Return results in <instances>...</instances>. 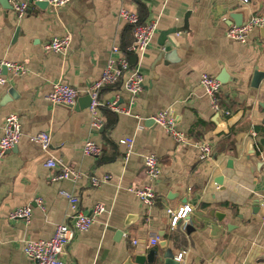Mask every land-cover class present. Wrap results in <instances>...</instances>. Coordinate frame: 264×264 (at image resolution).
Wrapping results in <instances>:
<instances>
[{
  "label": "crops",
  "instance_id": "crops-1",
  "mask_svg": "<svg viewBox=\"0 0 264 264\" xmlns=\"http://www.w3.org/2000/svg\"><path fill=\"white\" fill-rule=\"evenodd\" d=\"M3 1L0 62L25 71L14 75L7 70L0 86V135L10 114L18 116L22 132L18 145L0 159V264H34L24 255V244L47 240L57 225L71 222L60 191L77 195L84 214L98 204L105 208L88 231L66 246L65 264H124L150 251L155 253L151 264H165L166 249L177 264H264V164L257 169L248 154L251 143L264 162V79L252 86L254 72L264 73V36L255 29L245 44L225 36L231 26L262 13L264 0H70L59 8L34 5L19 21ZM122 8L157 25L140 60L144 88L133 101L120 84L104 88L100 100L115 103L119 112L101 108L104 124L95 130L86 91L99 78L111 49L118 47L130 66L136 65L129 51L132 29L118 18ZM182 27L189 34L165 36ZM64 36L71 39L65 52H44V44ZM166 37L174 48L164 42ZM222 72L227 79L220 100L228 117L212 112L199 84L202 74L218 78ZM57 82L79 91L73 105L46 100ZM161 112L184 131L185 143H176L150 120ZM40 132L50 136L47 152L29 140ZM230 135L233 143L225 146ZM125 139L134 142L128 158L120 143ZM87 141L101 147L98 158L83 155ZM200 142L214 147L212 158L203 163L197 160ZM148 155H155L160 167L154 182L143 164ZM49 157L81 178L52 182L57 171L45 166ZM105 177L99 186L91 185V178ZM147 186L154 191L149 207L128 191ZM18 207L32 209L29 223L9 219ZM185 207L191 212L172 228L167 210Z\"/></svg>",
  "mask_w": 264,
  "mask_h": 264
},
{
  "label": "built area",
  "instance_id": "built-area-1",
  "mask_svg": "<svg viewBox=\"0 0 264 264\" xmlns=\"http://www.w3.org/2000/svg\"><path fill=\"white\" fill-rule=\"evenodd\" d=\"M13 15L17 21L21 20L28 11V3L32 2H47L52 8L66 6L70 0H7ZM242 3H248V0H240ZM118 18L127 23L133 33L134 43L130 48V52L136 56V65L131 67L126 57L120 53L118 47L114 46L111 49V57L103 68L99 78L95 80L87 89L86 94L89 97L90 103L88 111L91 118V126L95 130L103 127L104 121L100 115V110L107 107L113 112H119L115 103L105 105L100 100V93L106 87H111L120 84L127 92L133 101L138 97L144 86V79L139 70L140 60L145 51L148 49L152 38L156 33V22L141 21L137 13L127 9L118 11ZM264 28V11L260 14L251 16L246 22L241 25H233L226 31V38L232 42L245 44L250 33L255 29ZM70 37L64 36L61 38H53L51 41L43 45L44 52L63 53L70 46ZM2 66L11 71L14 75L24 74V67L21 65L0 62V86L6 83V77L2 74ZM199 84L209 99L210 107L215 115L228 117L230 111L224 109L220 100L221 83L215 78L207 74H202L199 79ZM79 91L63 82H57L52 86L51 92L47 95L46 100L52 105L71 106L75 103ZM157 126L162 128L164 132L170 136L176 143L183 144L186 140L184 131L176 127L175 121L167 114L161 112L150 117ZM252 137H256L252 133ZM22 138L19 118L15 114L8 115L3 122L2 134L0 135V159L4 154L18 145ZM31 142L37 143L43 152L49 151L50 136L48 133L40 132L29 137ZM126 146L125 156L128 158L133 148V140L125 139L121 141ZM197 160L201 163L210 160L213 156L214 147L210 142H200L196 144ZM259 152L258 149H256ZM84 156L98 158L101 153V147L91 141H87L82 148ZM143 164L146 169V175L151 182L158 179L160 175V167L158 159L155 155H148L143 159ZM45 166L48 169H55L57 173L50 178L52 182L63 180L77 181L81 178V174L73 168L64 166L60 160L49 157ZM103 179L91 178L92 186H99L107 181ZM133 192L136 197L146 207L152 206L154 200V191L151 186L142 189H128ZM59 195L64 197L70 209L69 219L71 222L59 224L55 227L53 235L47 240L27 241L23 247L24 255L34 264H65L62 260V255L66 246L76 237L78 233L86 232L94 224L96 218L104 213L103 205H96L89 214H84L79 207L78 196L65 191H60ZM39 202V201H38ZM191 212L189 207L181 208L177 212L167 210L170 215V226L176 227L179 221H184L188 213ZM32 217V209L30 207L15 208L10 214V220H19L29 223ZM158 239L152 240L150 245H155ZM136 244V242H134ZM181 260V255L178 256Z\"/></svg>",
  "mask_w": 264,
  "mask_h": 264
},
{
  "label": "water",
  "instance_id": "water-1",
  "mask_svg": "<svg viewBox=\"0 0 264 264\" xmlns=\"http://www.w3.org/2000/svg\"><path fill=\"white\" fill-rule=\"evenodd\" d=\"M3 3L8 8L11 9V7H10V5H9L7 0H4ZM34 5L37 6L39 9H43L44 10L45 8H47L48 3L47 2H32V1H29L28 8H31ZM184 24H186V22ZM187 30L188 29H186L185 27H182L181 29L172 28L171 30L165 32V36L172 35V34H177V33H180V32L189 34V32ZM260 31H261V33L264 36V28L260 29ZM16 32H18V29H17ZM162 36H164V34H162ZM166 40H167V42H169V47H172V48L175 47V43L172 40H168L167 37L165 38L164 42H166ZM163 44H165V43H163ZM2 74L3 75H7V68L5 66H2ZM216 79L221 84H225L227 76L225 75L224 72H222L220 74V76L218 78H216ZM263 79H264V73L259 72V71L256 70L254 72V74H253L252 86L253 87H257L258 84L260 83V81H262ZM10 94L13 95V92L10 91ZM87 98H88V106H89L90 100H89L88 96H87ZM261 143H263V145H264V140H262ZM255 153H256V151H255L254 147L251 145V143H249V145H248V154L251 155L249 157V159H250L252 164L257 169L258 168L260 169L263 166L264 162L259 157H257ZM215 217H217L219 220H221L223 216L221 217L220 213H215ZM160 247L165 248L166 247V243L162 242L160 244ZM154 254H155L154 251H150L147 255H144V256L143 255H136V256H134V258L129 257L124 264H145V263L151 264L153 262ZM163 259H164L165 264H177V261L174 260V254H173L171 249H166L165 250L164 255H163Z\"/></svg>",
  "mask_w": 264,
  "mask_h": 264
},
{
  "label": "trees",
  "instance_id": "trees-1",
  "mask_svg": "<svg viewBox=\"0 0 264 264\" xmlns=\"http://www.w3.org/2000/svg\"><path fill=\"white\" fill-rule=\"evenodd\" d=\"M113 121V120H112ZM111 123H113V122H111ZM111 125V124H110ZM233 140H232V135H230L227 139H226V142L227 143H225V146H227L228 145V143L229 142H232ZM233 143V142H232Z\"/></svg>",
  "mask_w": 264,
  "mask_h": 264
}]
</instances>
